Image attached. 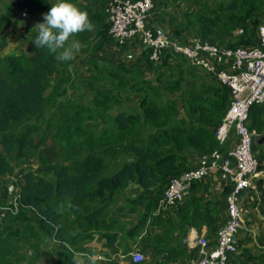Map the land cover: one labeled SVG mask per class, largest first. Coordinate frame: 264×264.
Instances as JSON below:
<instances>
[{
	"label": "trees",
	"instance_id": "16d2710c",
	"mask_svg": "<svg viewBox=\"0 0 264 264\" xmlns=\"http://www.w3.org/2000/svg\"><path fill=\"white\" fill-rule=\"evenodd\" d=\"M69 2L87 11L95 26L93 31L73 37L85 47L81 51L91 49L96 53L108 42L120 45L109 34L105 7L95 9L79 0ZM0 3L1 33L18 10L44 15L56 4L52 0ZM154 5L153 13L161 8L159 0H154ZM220 8L222 11L197 12L200 38L221 44L214 38L218 31L233 36L234 25L243 23V31L233 36L235 41L225 45L248 46L257 42L256 32L255 37L251 35L247 23L251 19L257 29L264 23L260 22L264 20V0H231ZM167 14L162 7L158 21L165 22ZM186 25L176 27L172 37L187 41L181 37ZM151 52L152 48L144 46L139 63L133 65L107 66L96 58L87 60L93 72L88 86L94 110L99 113L94 118L104 121V127L89 134L83 124L86 115L78 117L73 113L79 103L69 101L70 98L59 102L67 98L68 90L60 88L71 83L70 77L76 71L74 61L60 62L47 49H38L34 41L27 53L0 58V204L13 199L18 204V212L10 214L0 227V264H19L28 258V263L34 264L43 253V246L49 243L58 246L66 264H73L74 253L91 254L87 243L97 234L110 243L117 240L120 232L133 237L144 234L143 242L149 246V228L160 218L149 222L157 201L172 178L193 167L190 150L207 155L219 147L216 130L231 105V89L214 76L201 71L213 77L215 83L197 75L188 82L182 64L187 60L184 56L164 51L159 60H152ZM149 68L154 69L153 77H147ZM167 93H177L179 104ZM49 103L55 104V110L44 125V110ZM248 123L264 139V104L250 108ZM51 140L58 142L62 160H51L41 152ZM259 146L256 152L254 144V152L264 160V143ZM33 160L38 162L36 168L31 165ZM10 177L15 178L13 184L9 183ZM202 181L192 183L190 196L185 199L190 198L194 211L184 214L181 220L198 228L205 222L216 235L228 219L213 228L214 216L204 214L208 206L197 202L198 197L192 193ZM131 184L138 186V193L125 197L126 205L118 207L119 212L111 211L112 204ZM11 185L15 187L13 192ZM258 187L259 201L254 191L247 197L254 195L255 203L264 204L263 182ZM228 189L229 185L225 199ZM126 209L131 215L138 214L136 225L129 230L124 222L127 218H123ZM23 247L31 249L32 255L21 252ZM235 255H229L227 264H264V253H253L250 248L234 259ZM87 257L85 264H90ZM95 264L109 263L95 260Z\"/></svg>",
	"mask_w": 264,
	"mask_h": 264
},
{
	"label": "built area",
	"instance_id": "2783aa9c",
	"mask_svg": "<svg viewBox=\"0 0 264 264\" xmlns=\"http://www.w3.org/2000/svg\"><path fill=\"white\" fill-rule=\"evenodd\" d=\"M154 7V0H108L105 10L110 36L120 45L141 37L144 46L152 48V60H159L164 51L184 56L191 65L231 89V105L216 130L219 147L211 154L202 155L198 166L172 178L159 200L160 209L174 207L189 195L194 181L205 180L213 173L223 174L229 185L227 222L212 240L195 231L190 233L188 241L196 250L194 264H227L229 255L240 252L237 236L244 228V198L251 191L258 192L259 182L264 184V160L254 152L257 133L248 123L250 108L264 104V23L256 31L257 42L248 46H228L200 37L185 41L149 24ZM233 129L235 138L231 144ZM17 212L18 204L14 200L0 204V222L8 213ZM130 254L136 263L145 259L136 250ZM93 257L105 259L102 253Z\"/></svg>",
	"mask_w": 264,
	"mask_h": 264
},
{
	"label": "crops",
	"instance_id": "0c3cea01",
	"mask_svg": "<svg viewBox=\"0 0 264 264\" xmlns=\"http://www.w3.org/2000/svg\"><path fill=\"white\" fill-rule=\"evenodd\" d=\"M57 1L59 0H52L53 3H56ZM79 1H81L83 5L87 4L84 3L83 0ZM100 6L102 5L97 2L94 8L96 9ZM159 9V11H154L149 24L153 27L164 28L168 34L172 36L174 34V29L170 27L171 25H169V21L165 20V22L161 23L157 19L158 14H161V8ZM1 12L2 5L0 3V13ZM24 12L27 13L25 10H18L13 16L10 25L6 27L2 33L0 32V40L6 35H10L12 33H16L18 36L25 38L24 41H18L17 43L12 44L14 47H22L19 54L27 53L29 50L28 47L32 45L34 39L36 38L35 35L32 36V30L35 26L34 18L39 15L34 13L31 15L28 14V16H22ZM181 24L184 23H180L179 25ZM26 40L30 41L27 42ZM132 41L136 44L140 43L138 46H141V50L144 48L141 37ZM109 43L110 42L107 44ZM104 48L105 46L102 49L104 50ZM233 141H230V143L232 144ZM262 143H264V140L259 138L258 144L260 145ZM260 149L261 147L259 146V150ZM189 155L192 166H198L202 155L195 150H190ZM226 180L227 178L221 173L210 174L205 180L200 182V187L192 192L198 197L197 202L208 206V212H204V214L214 216L215 225L213 228L219 227L228 219L227 201L225 199V188L227 187ZM256 194L258 195L257 199L259 201L260 196L258 192ZM254 199V195H251L249 198L247 196L244 198V228L237 236L240 252L235 255L234 259L238 257V255H241L242 251L246 248H250L253 253H264V211H260L262 209L264 210V208H262L264 207V204L259 202L255 203ZM159 200L157 201L158 207H156L149 220V222H151L155 217H160L156 220V224L151 225L149 228V246L146 245V241L145 243L143 242V238L146 237L144 234H141L138 237H133L125 232H120L114 243L108 242L105 237H100L99 234H97L94 240L87 243V248L90 251H93L90 256L102 253L105 255V259L98 260V262H106L109 264H194L197 259V254L188 241L190 233L196 231L199 235L206 236L211 239L216 232L214 233V231H212V227H209V224L205 222L200 228L195 225H191L189 223L185 224L182 222L181 219L184 214L189 213L190 215L194 211V205L189 202L190 198L185 199L183 202L174 207L161 209L159 208ZM246 205H249V207H246ZM249 209H252L250 212H253L254 215L249 212ZM252 216L254 219H251ZM209 218H211V216H209ZM3 221L0 222V227L4 224ZM137 221L138 214H130V217L124 221L126 222L127 230L131 229L132 226H135ZM159 236L162 237V239H160ZM61 250L62 247L60 251ZM134 250L139 251L144 255L145 259L142 262L136 263L132 260L130 253ZM25 251L32 255L31 249L23 247L21 252ZM42 252L34 264H66L65 260H63V254H61V252H59V250L50 243L49 245L43 246ZM76 253H83L82 256L85 259L87 257V251H78ZM167 253H169L168 255H170V253L175 254L174 256L168 258ZM48 255L49 259H47ZM241 261H244V259ZM28 262L29 258L22 260L19 264H29Z\"/></svg>",
	"mask_w": 264,
	"mask_h": 264
},
{
	"label": "rangeland",
	"instance_id": "374dc122",
	"mask_svg": "<svg viewBox=\"0 0 264 264\" xmlns=\"http://www.w3.org/2000/svg\"><path fill=\"white\" fill-rule=\"evenodd\" d=\"M98 4L102 5V7H106L107 0H83L84 3L90 4L91 7H95L97 2ZM161 9L165 10V13H169L166 15V20L169 21V25L172 29L178 27L180 23H184L183 25H186V32L185 34L182 33L181 37L185 38L187 41H191L194 38L200 37L199 32H198V22H197V12L199 11H205L212 13L211 11L217 10V11H222L220 10L221 5L226 6L228 3L231 2V0H159ZM163 1V3H161ZM222 3V4H220ZM85 4V5H87ZM3 11V9H2ZM159 11V10H157ZM44 16L38 15L34 18L35 25L38 23H43L44 22ZM176 18L175 22L172 24V19ZM188 20V22H186ZM264 20H261L260 22L262 23ZM243 24V23H242ZM242 24H235L234 29L232 31L233 36L239 35L243 31L242 29ZM259 24V23H258ZM249 33L255 37V32L257 29L256 25L254 27V24H252L251 19L247 23ZM36 33H38V29L34 28L32 30V36H34ZM14 36V37H13ZM231 34H222L221 32H217L214 35V38L216 41L220 42L221 44H226L228 42H233L234 37ZM10 37V38H9ZM25 38L18 36L16 33H12L10 35H6L4 38L0 40V58L4 57L5 55L8 54H19L21 52V46L14 47L12 44L17 43L18 41H24ZM29 42L30 40H26ZM25 41V42H26ZM7 44V45H5ZM140 44V43H139ZM139 44H136L134 41H128L124 45H116L115 42H110L107 44L103 49H101L98 52H93L91 49H87L86 51H80V53L76 56V59L74 60V66L76 68V71L73 72L71 78V83L66 82L64 83V87L60 88V91H63V88H66L68 90L67 93V98L64 97V99L59 100L60 103L65 102L66 99L70 98L69 101L72 102H77L79 105H77L76 108H73V113H76L78 117L82 116L84 117L86 115V118L83 121V124L85 127H88L89 130L87 134L91 132H96L99 131L102 127H104V121L103 120H96L94 116L99 117V113H97L94 110V106L92 103V93L89 82H92V77L91 74L93 73L89 69V65L87 64V60L89 58H96L98 59L99 63H102V65H122V64H127V65H133L136 63H139L140 59L139 57L141 56L142 50L141 46H138ZM29 48V47H28ZM83 47L82 49H84ZM81 49V50H82ZM28 52V51H27ZM132 54V55H130ZM182 58V57H181ZM183 68L187 71V76H188V82L190 83L191 76L197 75L200 77L202 80L205 79L208 82H214L215 79L213 80V77L208 76L201 72V70L194 68L191 66L187 60L182 61ZM144 68H147L143 66ZM91 68V67H90ZM150 73L147 75V77H153L154 75V69L152 70L149 68ZM56 82V80H55ZM49 93H52V88L50 89ZM167 96L174 99L175 101L180 102L179 100V95L176 94H171L169 95L167 93ZM135 98H138L139 95H135ZM55 110V104L49 103L44 110V120L43 124L46 125V121L51 115V113ZM19 130V128L17 129ZM235 138V130L233 129L231 137L229 141H233ZM259 136L256 135L255 138V151L258 152L257 147L259 146L258 144ZM264 140V139H261ZM41 152L46 154L47 157L51 160L57 161V160H62V155H60V147L58 142L51 140L47 146L41 148ZM123 161V158L120 159V162ZM38 162L32 161L31 165L36 168ZM20 166L23 167H28L27 164H21ZM20 166L16 169V172L20 169ZM48 176V174H45ZM14 177L9 178V183L13 184ZM139 191V188L135 184H131L124 192L123 195H121L110 207V210L113 212H119L117 210L118 207L126 205L125 197L127 196H135ZM224 195V194H223ZM190 196V195H189ZM249 207V205H246V207ZM264 208V207H262ZM252 209H249V212ZM260 211H264L263 209ZM116 212V213H117ZM124 217L123 218H129L131 214L130 211L127 209L124 211ZM252 215H254L253 212ZM9 215L11 213H8ZM8 215V216H9ZM126 215V216H125ZM120 217V216H117ZM121 218V217H120ZM251 219H254L252 216ZM249 227V226H248ZM56 249L58 246L55 243H50ZM48 249V248H46ZM89 252V251H88ZM93 252V251H92ZM90 252V253H92ZM47 259H49V255L47 256Z\"/></svg>",
	"mask_w": 264,
	"mask_h": 264
},
{
	"label": "clouds",
	"instance_id": "9594fccd",
	"mask_svg": "<svg viewBox=\"0 0 264 264\" xmlns=\"http://www.w3.org/2000/svg\"><path fill=\"white\" fill-rule=\"evenodd\" d=\"M43 18V23L34 26L38 29L35 46L47 49L60 62L74 61L82 44L73 37L85 31H93L95 27L87 11L81 10L69 0H59ZM72 260L73 264H85V258L80 253H74ZM87 260L95 264V257L88 256Z\"/></svg>",
	"mask_w": 264,
	"mask_h": 264
},
{
	"label": "water",
	"instance_id": "95a60500",
	"mask_svg": "<svg viewBox=\"0 0 264 264\" xmlns=\"http://www.w3.org/2000/svg\"><path fill=\"white\" fill-rule=\"evenodd\" d=\"M22 16H28V13H25V12H24V14H22ZM14 188H15L14 185H11V186H10V190H11V192H13Z\"/></svg>",
	"mask_w": 264,
	"mask_h": 264
}]
</instances>
